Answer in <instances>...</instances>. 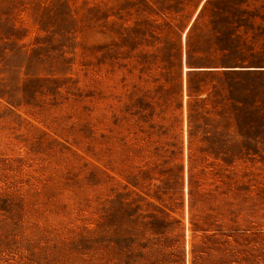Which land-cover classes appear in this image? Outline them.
I'll use <instances>...</instances> for the list:
<instances>
[{
  "label": "rangeland",
  "instance_id": "374dc122",
  "mask_svg": "<svg viewBox=\"0 0 264 264\" xmlns=\"http://www.w3.org/2000/svg\"><path fill=\"white\" fill-rule=\"evenodd\" d=\"M205 1L0 0V264H224L245 212L211 173L223 165L253 169L264 264V64L245 80L261 107L250 157L232 132L190 149L186 35ZM163 85L179 93L178 130L152 119ZM191 161L207 169L193 208Z\"/></svg>",
  "mask_w": 264,
  "mask_h": 264
},
{
  "label": "trees",
  "instance_id": "16d2710c",
  "mask_svg": "<svg viewBox=\"0 0 264 264\" xmlns=\"http://www.w3.org/2000/svg\"><path fill=\"white\" fill-rule=\"evenodd\" d=\"M166 27L170 28L169 24L164 23L163 29ZM188 28L186 62L190 149L195 148L196 135L201 131H214L220 135L232 132L237 137L234 143L240 148L238 157L246 160L251 154L254 134L261 128L264 129V125L259 128L254 122L261 114V107L257 101L251 105L245 99L251 93V85L247 86L245 80L249 82L259 73L247 67L264 64V0H206L199 15ZM173 89L163 85L155 91L152 99L156 106L152 104V119L157 116L165 122L172 118L175 129L178 130V112L182 103L179 102V93ZM176 149L175 157L179 153L178 143ZM160 156L165 157L164 154ZM192 158L193 156L190 157L191 160ZM231 166L223 165L216 168V172H211L220 178V188L224 189L226 198L237 201L238 216L245 212L244 224L237 226L235 235L230 234L229 230L225 233L226 239L222 244L224 264H255L251 203L254 193L253 169L246 165L234 169ZM197 169L191 161L189 183L192 208L197 202L192 197L201 193V183L197 179L207 174L206 168ZM172 170V178L168 177L167 171H161V174L164 176L163 185L168 178L172 179L176 189L173 193L176 196L183 168L181 171L176 166ZM150 171L151 169L146 168L145 172ZM165 188L164 186L163 190H158L156 195L150 197L163 202V198L169 193ZM228 207L229 203L227 210ZM156 208L161 214L159 216L155 213L157 222L169 215L160 206L156 205ZM230 237L236 238L235 245L231 244Z\"/></svg>",
  "mask_w": 264,
  "mask_h": 264
},
{
  "label": "bare ground",
  "instance_id": "6f19581e",
  "mask_svg": "<svg viewBox=\"0 0 264 264\" xmlns=\"http://www.w3.org/2000/svg\"><path fill=\"white\" fill-rule=\"evenodd\" d=\"M190 27V26H189Z\"/></svg>",
  "mask_w": 264,
  "mask_h": 264
}]
</instances>
